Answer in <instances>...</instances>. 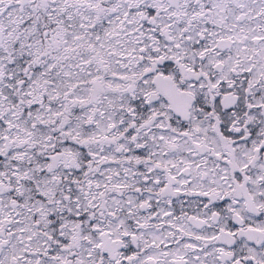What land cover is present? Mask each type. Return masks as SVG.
Masks as SVG:
<instances>
[{"label":"snow or ice","instance_id":"snow-or-ice-1","mask_svg":"<svg viewBox=\"0 0 264 264\" xmlns=\"http://www.w3.org/2000/svg\"><path fill=\"white\" fill-rule=\"evenodd\" d=\"M0 264H264V0H0Z\"/></svg>","mask_w":264,"mask_h":264}]
</instances>
